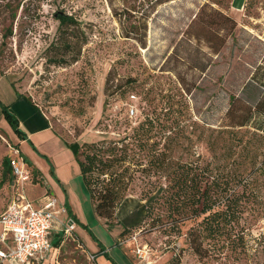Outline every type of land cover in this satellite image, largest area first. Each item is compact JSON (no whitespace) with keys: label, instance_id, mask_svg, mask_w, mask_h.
<instances>
[{"label":"rangeland","instance_id":"obj_1","mask_svg":"<svg viewBox=\"0 0 264 264\" xmlns=\"http://www.w3.org/2000/svg\"><path fill=\"white\" fill-rule=\"evenodd\" d=\"M8 1L16 5L14 18L8 14ZM139 2L143 1L0 0V74L42 111L66 148L75 141H116L147 119L149 143L174 134L178 140L174 158L185 161L199 156L205 162L212 153L206 141L224 121L230 96L246 109L264 92L251 79H264V0H169L148 17L145 40L136 41L123 36L113 11L119 3ZM61 10L78 21L72 41L58 40L54 14ZM7 27L12 35L5 37ZM211 28L224 40L218 51L213 48L216 38ZM255 122L264 125V116L256 115ZM187 137L189 146H179ZM239 137L232 135L231 140L237 142ZM242 138L245 150L237 164L247 173L236 187L243 203L236 235L206 239L204 255L195 254L183 235L162 230L161 222L171 220L163 206L156 204L151 216L144 217L145 206L155 196L148 190L153 187L148 179L156 181L157 176L140 168L132 172L134 180L112 223L95 215L80 175L72 178L71 193L82 209L83 217L77 215L91 232L87 235L94 234L109 247V255L103 256L117 264H173L178 254L179 264H264V167L250 170L247 155L257 148L254 163L264 162V132ZM14 149L0 122V212L17 191L11 171L4 166ZM34 151L45 160L43 153ZM145 154L139 153L143 162ZM72 161L78 165L74 154ZM32 178L33 172L23 189L30 200L39 202L50 189L44 176L39 182ZM158 213L161 218H156ZM58 239L56 263L50 264H96L95 252L73 232ZM136 248L143 250V258Z\"/></svg>","mask_w":264,"mask_h":264},{"label":"trees","instance_id":"obj_2","mask_svg":"<svg viewBox=\"0 0 264 264\" xmlns=\"http://www.w3.org/2000/svg\"><path fill=\"white\" fill-rule=\"evenodd\" d=\"M142 1L139 2V5L119 3V6H116L113 11L123 36L136 41L145 40L148 17L159 4L169 0ZM11 2H7L6 8L9 16L14 18L16 5ZM54 17L58 21V40L72 41V38L76 36L74 30L78 25L77 19L73 14L62 10L56 11ZM225 18L228 19V17ZM216 29L211 28V35L216 38L213 48L218 51L224 40ZM11 35L12 28L7 27L3 36ZM251 79L253 85L257 84L264 88V79H256L255 76H252ZM15 92L18 96H24L16 90ZM24 97L33 104L29 97ZM235 100V97L230 96L224 121L213 129V132L216 133L213 139L206 141L207 147L212 153L205 162L201 161L199 156L196 159L185 161L174 158L172 154L177 146L174 145V142L178 143L174 134L168 133L170 135H167L160 143L156 140L149 143V139L152 138L151 122H148L147 119L134 127L131 134H126L116 141L102 139L66 144L78 161L82 184L92 203L95 215L112 223L117 206L124 199L129 184L134 180L132 172L137 170L135 168H140V171L144 173L153 170L157 176L156 181L148 179L149 184H153V187L148 190L150 193L154 191L155 196L151 200L152 202L145 206L144 217L151 216L156 204L163 206L171 220H167L165 225H162L163 223L159 219L160 227L169 235H183L188 247L195 254L204 255L206 239L236 235L239 218L243 211L240 191L236 187L241 184L240 182L247 173L243 172L237 161L241 162L238 158L243 155L245 150L244 147L242 148V136L250 133L254 138L261 136V133L264 132V125L255 122L256 115L264 116V92L252 106L246 109L236 104ZM0 109L11 129L20 138L26 139V135L18 126V119L10 108L0 101ZM238 134H240L239 141L231 140L232 135ZM186 139H188L187 142L179 141V146L187 148L190 139L188 137ZM219 140H223V142L220 144ZM29 143L32 145L30 141ZM32 147L36 149L33 145ZM220 148L223 149L218 151ZM141 151L146 152L144 162L139 159ZM257 152V148L247 151L252 164L250 170L264 167V162H260L259 166L254 163ZM44 158L53 175L50 159L46 155ZM4 166L5 171L10 172L8 157L4 159ZM32 168V181L39 182L40 178L42 179L40 171L35 167ZM161 178L164 179L163 183L159 181ZM153 188L157 189L153 190ZM64 204L68 215L74 221L77 220L66 200ZM161 216L158 213L156 218H161ZM187 221L189 222L188 227L182 232V226ZM59 242L60 239L54 240V246H58ZM107 258L111 260V258ZM112 263L117 264L113 261ZM173 264H179V254Z\"/></svg>","mask_w":264,"mask_h":264},{"label":"built area","instance_id":"obj_3","mask_svg":"<svg viewBox=\"0 0 264 264\" xmlns=\"http://www.w3.org/2000/svg\"><path fill=\"white\" fill-rule=\"evenodd\" d=\"M9 166L17 191L0 212V264L56 263L53 241L71 235L74 220L64 202L49 191L39 202L27 197L23 184L32 174L17 149L9 157ZM136 251L144 257L142 249L136 248Z\"/></svg>","mask_w":264,"mask_h":264},{"label":"crops","instance_id":"obj_4","mask_svg":"<svg viewBox=\"0 0 264 264\" xmlns=\"http://www.w3.org/2000/svg\"><path fill=\"white\" fill-rule=\"evenodd\" d=\"M0 94V101L10 108L11 112L18 119L19 128L26 135V139H23L13 130L12 132L0 109V122L4 125L5 131L11 135L12 143L16 145L20 155L30 161L32 167L39 169L40 176L42 178L44 176L45 185L50 189L49 192L55 195L56 191H58V194H56L58 197H56L62 202L67 201L68 207L77 219L74 221L75 228L72 232L88 250L95 252V254L97 253L95 255L96 264H113L110 259H106L103 256L105 254L109 255L110 248L105 246L94 234L90 235L93 240L87 235V232L88 234H91V232L88 231L87 225L81 219L83 217L82 209H80V204L76 200L77 198L75 199L71 193L70 183L72 178L80 175L79 166L72 161V151L64 147L65 144L62 142L59 134L54 130L42 111L29 102L24 97L25 95L18 96L6 76L2 74H0ZM29 141L39 152L50 159L53 164L54 178L49 175L50 167L48 163L38 156ZM111 259L116 263L114 258Z\"/></svg>","mask_w":264,"mask_h":264}]
</instances>
